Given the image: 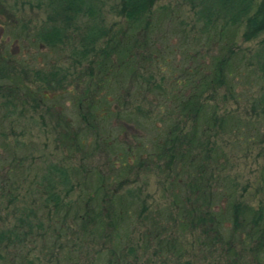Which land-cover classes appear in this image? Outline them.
I'll use <instances>...</instances> for the list:
<instances>
[{
    "label": "rangeland",
    "instance_id": "rangeland-1",
    "mask_svg": "<svg viewBox=\"0 0 264 264\" xmlns=\"http://www.w3.org/2000/svg\"><path fill=\"white\" fill-rule=\"evenodd\" d=\"M45 4H0V75L17 79L16 92L0 93V187L2 180L6 184L0 193V264H264L250 211L242 227L235 228L231 215L235 204L264 212V120L254 103L264 80L252 59L260 39L242 43L238 32L237 52L248 59L241 69L234 59L239 71L225 87L199 94L204 113L193 122L171 113L181 96L173 97V79L183 75L173 67L183 51L200 52L187 67L190 76L200 67L201 75L218 50L200 37L205 34L189 0H157L147 34L156 61L141 63L138 52L134 76L115 75L105 85L112 86L106 98L95 94L100 102L91 118L86 105L94 97L103 58L97 50L106 38L86 59L79 41L89 25L111 35L125 27L119 0H99V16L93 22L79 18L72 40L59 50L35 39L49 12ZM182 37L191 38L184 50ZM54 69L66 76L64 89L50 91L34 78L35 71ZM7 81L4 86H11ZM169 128L178 136L172 163L155 146ZM179 153L206 156L200 175L186 168ZM51 166L66 172L55 179L59 206L42 187ZM194 185L204 190L196 193ZM186 207L209 210L205 224L193 226ZM84 209L93 211L86 230L75 219Z\"/></svg>",
    "mask_w": 264,
    "mask_h": 264
},
{
    "label": "trees",
    "instance_id": "trees-1",
    "mask_svg": "<svg viewBox=\"0 0 264 264\" xmlns=\"http://www.w3.org/2000/svg\"><path fill=\"white\" fill-rule=\"evenodd\" d=\"M6 1L8 0H0V4H4ZM156 1L157 0H119L118 13L123 17L126 23L125 27L119 31L118 34L115 33L111 35L106 29L99 26L92 27L89 25L86 27V34L79 41L78 53L81 58L86 59L90 54L94 53L96 50L95 45H97L100 40L106 38L103 43V48L97 50L102 53L103 58L98 63L94 97H92L89 104L86 105V111L89 116L91 115V118L97 115V109H95L94 103L100 102L95 99V94H101L106 98L109 88L112 86L105 85L109 82H113L115 75L123 78L125 74H129L130 77H133V57L137 55L138 52H140L139 56L142 57L141 63H145L148 60L149 62L156 61L155 54L152 51L153 49H151L154 46L148 42L150 39L147 37L148 31L154 28L153 23L155 19L152 16V10ZM98 2L99 0H46L45 5L49 12L43 27L36 33L35 39L43 47L59 50L66 42L72 40L70 32L75 28L76 21L79 18H87L93 22L99 16L100 11ZM189 3L191 6H194L193 9L195 10L196 21L200 25L199 30L206 36V38L203 35L200 37H204L207 44L210 43L209 45H212L213 48L218 50V54H215L216 56L210 59V64L206 66L205 69L203 68V74L199 75L200 67L194 69L191 75L192 80H189L191 76L189 75L187 65L188 63H192V60H196L195 57L201 55L200 52H196L192 55L187 50L183 51V59L173 67L175 70H180L183 75H181V79H173L176 89V93L173 97H177L176 95L178 93H180L181 96L177 99L178 101L173 104L171 113L176 111L195 122L204 113V103L200 101L199 94L207 89L215 90L225 87L227 82L233 77V74L239 71V66H236L234 59H239L241 63H239L240 69L248 59L243 53L237 52L236 35L238 32L240 33V40L242 43H250L260 39L258 41V48L254 51L252 59H255L256 62L258 79L264 80V0H189ZM202 38L196 40H201ZM188 39H183L182 37L180 41V50H184L188 45L186 43L189 41ZM164 62L167 63L166 60H164ZM33 74L35 80L42 83L50 91L64 89L67 83L66 76L63 75L62 78H60L56 69L48 73H45L43 70L35 71ZM2 80H8L7 82L11 86H4ZM11 80H13L12 74L7 77H2L0 75V93L5 90L16 92V88L12 86V84L17 83V79L14 80L13 83ZM24 88L29 92L28 86H24ZM102 91H104L105 94H102ZM184 91H186L188 95L185 94L183 96L182 94ZM82 96L84 102L85 97L84 95ZM91 96H93V94ZM254 103L260 111L261 119L264 120V91H262ZM81 104L82 103L79 101V109L81 108ZM137 109L140 110V108ZM209 119L212 120L214 117H210ZM134 120L137 121L136 119ZM212 122H214V120H212ZM135 123L137 124V122ZM233 126L230 128V131L233 129L235 132L237 129L236 126L235 128H233ZM164 137V140H156L157 143L155 146L161 152L160 157L168 156L169 162L172 163L175 158L173 152L175 150L174 143L178 136L169 128V131ZM203 147L202 143L198 145V148L202 150ZM179 155L185 160L187 158L188 164L186 168H193L194 176L200 175V168L198 166L206 156H204L203 159V157L198 158L199 156H191L184 153H179ZM194 167L198 168L194 169ZM183 174H188V172L183 170ZM65 176V171L51 166L47 170V174L44 176L43 180L44 184L42 187L45 188L46 193L50 194L49 198L54 199L58 206L60 196L56 192V187L59 183H57L55 179H63ZM189 176L190 174H188V177ZM5 185L4 180H2L0 193L2 192L4 194ZM190 188L196 193L200 190H204L195 185L190 186ZM184 211V216L192 221L193 226H201L205 224L204 217L209 210H204L202 207H196L193 210L189 208L187 210L186 207ZM231 211L235 228L237 226H243V223L247 221L245 214H249L250 211L248 222L250 224V230L256 234H260L258 238L260 240L258 249L264 248V212L260 211V213H256L238 204H235L233 208H231ZM95 216L96 214L94 218ZM75 219H79L81 223L84 224L82 229L84 228V230H86V224H89L93 219V211L84 209L83 214H77ZM210 220L209 218V221ZM2 240L3 235H0V241Z\"/></svg>",
    "mask_w": 264,
    "mask_h": 264
}]
</instances>
